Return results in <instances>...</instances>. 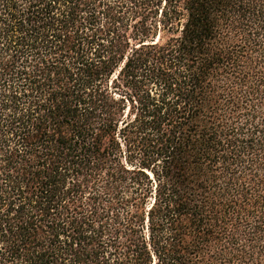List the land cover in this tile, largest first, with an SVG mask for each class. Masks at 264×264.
Masks as SVG:
<instances>
[{"label":"trees","instance_id":"1","mask_svg":"<svg viewBox=\"0 0 264 264\" xmlns=\"http://www.w3.org/2000/svg\"><path fill=\"white\" fill-rule=\"evenodd\" d=\"M0 264H264V0H0Z\"/></svg>","mask_w":264,"mask_h":264}]
</instances>
